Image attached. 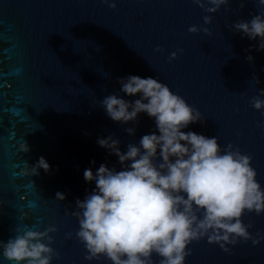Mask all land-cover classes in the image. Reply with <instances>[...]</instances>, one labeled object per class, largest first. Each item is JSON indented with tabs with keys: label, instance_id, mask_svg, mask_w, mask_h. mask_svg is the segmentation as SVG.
I'll return each mask as SVG.
<instances>
[{
	"label": "water",
	"instance_id": "1",
	"mask_svg": "<svg viewBox=\"0 0 264 264\" xmlns=\"http://www.w3.org/2000/svg\"><path fill=\"white\" fill-rule=\"evenodd\" d=\"M116 3L112 9L103 0H0V241L17 227L55 226L52 246L60 259L54 264H88L84 246L75 239L78 220L70 214L76 200L95 188L84 171L95 172L102 164L122 170L98 138L112 135L126 151L128 144L156 131L147 114L128 125L106 115L99 104L106 96L138 98L120 91V78L157 77L169 85L205 117L184 131L219 137L223 146L233 143L251 154L264 183V127L258 126L264 124V112L251 104L264 89V51L256 50L258 40L231 28L264 12V5L230 0L206 25L209 13L193 0ZM194 25L199 33L189 31ZM180 49L179 58L169 62ZM128 127L136 128L134 136ZM23 141L30 152L19 151ZM40 157L52 171L31 176L27 164ZM57 192L66 199L58 201ZM245 222L254 234L264 230V216L249 214ZM67 233L73 239L67 240ZM192 247L188 264H264V242L241 241L231 253L206 240ZM0 264L8 262L0 256Z\"/></svg>",
	"mask_w": 264,
	"mask_h": 264
},
{
	"label": "clouds",
	"instance_id": "2",
	"mask_svg": "<svg viewBox=\"0 0 264 264\" xmlns=\"http://www.w3.org/2000/svg\"><path fill=\"white\" fill-rule=\"evenodd\" d=\"M229 2L193 0L209 13L203 18L206 25ZM103 3L117 8L116 0ZM258 3L264 5V0ZM231 28L258 40L256 50L264 51V12ZM189 31L199 33L201 29L194 25ZM203 31L212 34L207 27ZM182 51L173 52L169 62ZM247 59L254 62L255 58L249 55ZM254 80L260 83L259 77ZM119 84L122 93L138 98L106 96L99 101L106 115L128 125L137 124L140 115L147 114L156 131L144 135L138 144H128L126 151L112 135L98 138L100 147L118 157L122 170L102 164L95 172L91 168L84 171V179L94 182L95 188L85 199L76 200V210L70 214L78 220L75 239L84 246L88 264H188L194 254L192 246L205 240L226 253L241 241H251L253 246L264 242V230L254 234L253 225L245 222L249 214L264 216V183L253 166V156L233 143L223 146L219 137L184 131L204 122V114L159 78L129 75L120 78ZM251 104L264 112V89ZM126 131L136 134L135 127ZM19 151L28 153L31 148L23 141ZM27 165L31 176L39 175L41 169L52 171L45 157ZM56 199L64 201L66 194L57 192ZM57 231L55 226L43 231L17 227L7 241H0V256L8 264H54L60 259L52 246V233ZM66 239H73V234L67 233Z\"/></svg>",
	"mask_w": 264,
	"mask_h": 264
}]
</instances>
